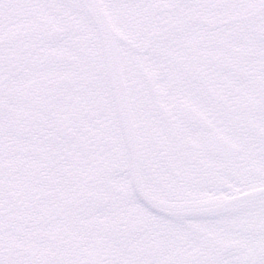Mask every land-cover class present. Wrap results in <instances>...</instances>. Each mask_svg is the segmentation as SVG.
<instances>
[{
	"label": "snow or ice",
	"instance_id": "1",
	"mask_svg": "<svg viewBox=\"0 0 264 264\" xmlns=\"http://www.w3.org/2000/svg\"><path fill=\"white\" fill-rule=\"evenodd\" d=\"M0 264H264V0H0Z\"/></svg>",
	"mask_w": 264,
	"mask_h": 264
}]
</instances>
